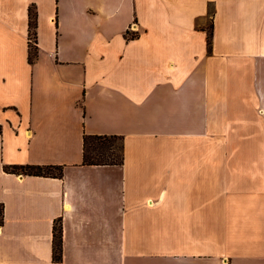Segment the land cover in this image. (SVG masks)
<instances>
[{
    "label": "crops",
    "instance_id": "0c3cea01",
    "mask_svg": "<svg viewBox=\"0 0 264 264\" xmlns=\"http://www.w3.org/2000/svg\"><path fill=\"white\" fill-rule=\"evenodd\" d=\"M56 220L62 264H264V0H0V264Z\"/></svg>",
    "mask_w": 264,
    "mask_h": 264
},
{
    "label": "trees",
    "instance_id": "16d2710c",
    "mask_svg": "<svg viewBox=\"0 0 264 264\" xmlns=\"http://www.w3.org/2000/svg\"><path fill=\"white\" fill-rule=\"evenodd\" d=\"M35 11L30 5L28 7V29L32 42L29 44L28 60L30 62L36 56L35 46ZM207 33V43L209 45L212 29L211 22L204 26ZM123 161V143L117 135H92L83 136L82 163L83 164H121ZM4 168L15 173L56 176L62 177V166L54 164H12ZM55 169V171H52ZM52 264H62V231L58 220L54 221L52 227Z\"/></svg>",
    "mask_w": 264,
    "mask_h": 264
},
{
    "label": "rangeland",
    "instance_id": "374dc122",
    "mask_svg": "<svg viewBox=\"0 0 264 264\" xmlns=\"http://www.w3.org/2000/svg\"><path fill=\"white\" fill-rule=\"evenodd\" d=\"M135 22H132L131 24H130V27H131V29L133 30V28H132V25L134 24ZM208 22L206 21L204 24L206 25ZM129 35V34H128ZM132 36V35H131ZM52 171H55V169H52Z\"/></svg>",
    "mask_w": 264,
    "mask_h": 264
},
{
    "label": "built area",
    "instance_id": "2783aa9c",
    "mask_svg": "<svg viewBox=\"0 0 264 264\" xmlns=\"http://www.w3.org/2000/svg\"><path fill=\"white\" fill-rule=\"evenodd\" d=\"M29 38H30V41H32V37H31V36H29Z\"/></svg>",
    "mask_w": 264,
    "mask_h": 264
}]
</instances>
